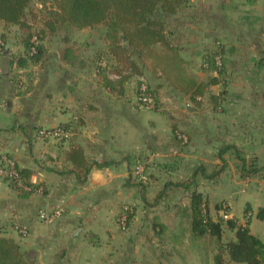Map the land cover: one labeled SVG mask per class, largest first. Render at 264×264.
Wrapping results in <instances>:
<instances>
[{"label":"crops","instance_id":"obj_1","mask_svg":"<svg viewBox=\"0 0 264 264\" xmlns=\"http://www.w3.org/2000/svg\"><path fill=\"white\" fill-rule=\"evenodd\" d=\"M199 3L208 5L209 23L180 34L181 56L192 76L208 82L205 50L213 36L222 37L231 86L219 112L205 104L206 95L198 107L166 86L158 89L157 110L141 108L136 92L141 76L123 79L130 73L119 69L104 38L98 56L89 46L91 37L81 48L76 38L71 41L72 33L97 34L100 27L70 29L36 66H18L20 44L10 37L0 57V161L11 157L44 191L24 197L0 178V236L36 248L41 264H215L219 242L192 232L191 191L170 187L164 198L158 196L167 179L187 181L198 165L211 172L223 164L221 145L257 157L264 151V0ZM143 77L153 86L162 83L149 73ZM217 88L206 94H218ZM188 102L197 110L188 111ZM174 128L190 135L187 146L175 145ZM57 129L64 135L54 136ZM74 148L82 151L79 165L70 159ZM223 157L225 170L215 180H200L196 190L209 198L214 217L227 202L226 218L248 224L264 243V180L243 179L233 152ZM143 160L152 175L145 189L133 173ZM58 208L64 213L52 223L39 219L42 211ZM125 211L131 216L123 229L119 220ZM225 231V242L232 241L235 232ZM225 261L242 264L228 255Z\"/></svg>","mask_w":264,"mask_h":264},{"label":"trees","instance_id":"obj_2","mask_svg":"<svg viewBox=\"0 0 264 264\" xmlns=\"http://www.w3.org/2000/svg\"><path fill=\"white\" fill-rule=\"evenodd\" d=\"M31 1L0 0V22H3L6 28L19 27L25 32L21 40L24 54L17 57L19 67L30 64L36 66L43 62L48 56L47 46L44 43L48 35H57L72 28L100 26L102 29L104 26L103 37L109 52L116 57L119 69L130 73L123 79L132 75L144 78L143 76L149 73L156 79L162 80L158 86H153L144 78L148 85V92L155 103L154 109L147 111L159 108L158 89L162 86L182 93L200 107L203 103L202 98L211 87L223 85V91L211 96L212 104L216 109L223 106L228 96L226 85H229V82L227 83L222 77L227 70L228 62L225 57V47L220 39L216 37L213 40L214 48L204 55L202 68L212 73V76L208 82H202L189 73V63L181 56L184 49L181 36L170 29V22L178 20L177 16L189 8L191 0H54L57 9L51 13L54 17L53 21L46 23L44 28L36 32L32 31V27L26 21V13L30 9ZM34 37L36 41L33 40ZM0 42L3 44L0 47L1 57L8 44L5 35H1ZM141 84L142 81L139 79L136 92L137 103L143 108L138 100ZM62 129L68 130L69 127H62ZM173 133L175 145L178 147L187 146L191 140L190 135L176 128L173 129ZM229 152H233L239 160L243 179L264 176V164L258 165L257 156L249 160L245 152L238 147L221 145L218 156L223 160V165L211 172L205 165H198L187 181L175 182L167 179L158 198H164L170 187H182L186 191H191L192 232L197 237L212 235L217 239L219 252L215 257V264H225L226 255L229 256L230 261L237 263L264 264V243L251 233L248 224H239L236 218L227 219L228 209L224 203L217 207L218 212L215 218L211 212L209 198L196 190L200 180H215L220 176L226 168L223 156ZM70 159L79 165L82 159L81 149L74 148ZM15 164L18 180L4 179L14 190L24 197L35 191H44L42 185H36L30 181L29 170L20 169L16 161ZM150 166L147 165V169ZM147 174L151 180V173L147 172ZM136 180L142 188L147 187L148 183L140 181L137 177ZM221 211L224 212L223 216ZM124 214L127 217L125 227L127 228L131 215L129 211H125ZM246 219H250L249 216H246ZM226 229L235 232L232 241L230 239L225 242ZM38 256L36 248L23 249L21 243L14 238L0 236V264H37Z\"/></svg>","mask_w":264,"mask_h":264},{"label":"rangeland","instance_id":"obj_3","mask_svg":"<svg viewBox=\"0 0 264 264\" xmlns=\"http://www.w3.org/2000/svg\"><path fill=\"white\" fill-rule=\"evenodd\" d=\"M197 1L198 0H196L195 3L191 1L189 8L183 14H181L178 17V20L170 22V24H171L170 25V29H173L175 34H177V35L178 34H183L184 36H186V34L188 32L186 27L193 26L196 23H198V25H199V23H201L202 25L209 23L210 19H209L208 14H207L206 11L210 12V10H209V8H206L207 4L206 3L205 4H203V3L197 4ZM55 9H57V5H56L54 0H32L30 9L26 13V21L32 27V31L33 32L40 31L42 28L45 27L46 23H50V21L52 22L54 17L52 16L51 13ZM186 12H188V14H185ZM3 24H0V31H1L0 32V39H1V35H5L6 36V40L9 42L10 41V37H11V40L13 41L15 46H16V43L20 44V45H17V46H20V49H21V50L18 51L17 57L23 55L24 54V48L21 45V40L24 37L25 32L20 30L19 27L6 28ZM204 27H206V26H204ZM72 29L75 30V28H72ZM104 31H105V28H104V26H102V29L99 30V33H97V34L96 33L95 34L94 33L89 34V32L86 31L85 33L80 32V33L76 34L75 36H73V33H72L71 41H73V39L76 38V44H77L76 47L81 48V46H83L84 39H86L88 37H91L92 38L91 42H90L91 45H89V46L92 47V50L95 53L94 55L98 56L101 53V51L103 53V50H101V49L103 47L105 48V46L103 45V38H104L103 37V33H104ZM65 33L67 34V31H62V32H60L57 35H48L47 36V38L44 40V43H46V46L48 47V51L53 53V51H55L58 48L59 44L64 42V41H62L63 37H69V36H66ZM214 39H216V37L213 36L212 39H211L212 40L211 44L205 50L206 52L208 50H210V49L212 50L214 48V45H215V44H213V40ZM219 39H220L222 45H224V47H225V57H226L227 62H228L227 63V65H228L227 66V70L222 74V77H223V79L226 80L227 83L229 82V85L228 84L226 85L227 89L229 90V88L231 86V65H230L229 60H228L229 58H228V54H227V51H226V45L224 44V40L222 39V37L219 38ZM33 40L36 41L37 40L36 37H34ZM74 42H73V44H74ZM78 45H81V46H78ZM49 54L50 53L48 52V55ZM223 90H224V86L220 85L219 88H217L216 91L220 92V91H223ZM213 93L214 92H211V93L208 92V94H205L206 95L205 98H206V101H207L205 104H207L209 106V109H211L212 111L214 110V112L215 111L219 112V111L225 110L226 103H227V101L229 99L228 96L226 97V99H225V101L223 103V106L221 108H219V109H216L213 106L212 101H211V96L213 95ZM169 105H171V104H169ZM259 153H260L259 154L260 157H257L258 158V165L262 166L264 164V151L260 150ZM245 154H246V156H247V158L249 160L253 159L256 156V154H253V152H250V151L248 153L245 152ZM221 165H223V164H221ZM150 169L151 168L146 169V173L150 172L151 171ZM258 177H260L261 180H264V176H258ZM164 180H166V179H164ZM144 183H150V178H149V180H147ZM225 205H227V202L225 203ZM123 213H125V212H123ZM215 214L217 216V212H215ZM247 216H248V213H247ZM119 224L122 227L120 222H119ZM123 229H126V228H123ZM226 238L227 237H226V233H225V238L224 239L226 240ZM17 242L21 243L23 249H29V247L27 248V244L24 243L23 240H18ZM41 262H42V259L39 258V256H38L37 264H41Z\"/></svg>","mask_w":264,"mask_h":264},{"label":"built area","instance_id":"obj_4","mask_svg":"<svg viewBox=\"0 0 264 264\" xmlns=\"http://www.w3.org/2000/svg\"><path fill=\"white\" fill-rule=\"evenodd\" d=\"M2 42H0V47L2 46ZM218 63L220 64V59H218ZM142 81V84L140 86V94L138 97L139 104L145 109V110H152L154 109V100L152 95L148 92V85L144 78H140ZM45 134V132H43ZM54 136H62L64 135V132L60 129H57L54 133ZM15 161L10 159L7 156L2 157L0 161V178L1 179H15L18 180V173L15 169ZM148 162L146 160L138 162V164L134 167L133 173L134 175L141 181L146 182L149 180V176L146 173ZM21 186H23L22 183H20ZM26 189H29V187H26ZM64 213L63 208H58L52 211L44 210L40 213L39 219L47 224L52 223L55 219L61 217ZM126 215H122L121 219L119 220L122 227H126Z\"/></svg>","mask_w":264,"mask_h":264},{"label":"water","instance_id":"obj_5","mask_svg":"<svg viewBox=\"0 0 264 264\" xmlns=\"http://www.w3.org/2000/svg\"><path fill=\"white\" fill-rule=\"evenodd\" d=\"M187 110L190 111V112H192V111H195V110H197V109H195V108L193 107V105H192L190 102H188V103H187Z\"/></svg>","mask_w":264,"mask_h":264}]
</instances>
